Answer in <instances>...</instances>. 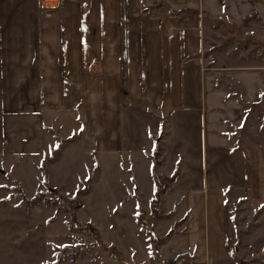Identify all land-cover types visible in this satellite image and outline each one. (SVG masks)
Returning <instances> with one entry per match:
<instances>
[{"label":"crops","instance_id":"1","mask_svg":"<svg viewBox=\"0 0 264 264\" xmlns=\"http://www.w3.org/2000/svg\"><path fill=\"white\" fill-rule=\"evenodd\" d=\"M239 35L264 44V0H0V159L11 179L43 183L38 166L64 139L47 170L65 193L82 184L79 158L95 179L109 175L123 210L139 212L145 193L151 205L155 171L178 172L160 211L182 207L187 224L202 220L206 195L234 229L238 202L264 211V134L248 124L263 116L264 50Z\"/></svg>","mask_w":264,"mask_h":264},{"label":"rangeland","instance_id":"2","mask_svg":"<svg viewBox=\"0 0 264 264\" xmlns=\"http://www.w3.org/2000/svg\"><path fill=\"white\" fill-rule=\"evenodd\" d=\"M238 40L242 47L251 42L252 47L255 45L254 49L264 50V44L252 38L244 39L239 35ZM261 112L262 117L252 119L251 116L248 124L253 122L252 128L264 134V109ZM163 138V135L155 138L153 152L159 145L158 160L162 154ZM65 142L63 139L59 145L63 148ZM60 152L46 156L49 157L46 168ZM41 163L37 165L39 169ZM74 163L75 168H80L79 180L88 179L90 172L93 179L98 180L94 178L98 167L93 168L90 161L85 163L78 158ZM9 172L15 174L7 160L0 159V264L53 262L55 245L80 246L74 250L75 254L68 250L60 264H120L114 252L107 250L103 243L117 248L125 264H161L152 252L153 234L157 236V241L160 239L158 251L166 262L164 264H264V211L261 209H251L237 201L234 229L232 219L224 213L221 214L222 220L219 215L221 223L218 224V214L214 215L206 195L202 220L197 222L194 219L187 224L182 207L172 217L166 214L154 218L149 198L152 193L149 197L145 193L141 197V205L146 209L145 217L150 224H143L134 208L123 210L116 206L117 199L110 189L109 175L103 173L92 192L89 186L82 195L83 205L75 211L76 224L68 215L69 206L65 203L42 201L29 205L24 202L23 199L30 200L37 193L48 197H53V194L35 174L31 180L19 182L11 179ZM49 186L56 188L50 180ZM61 192L69 197L73 195L71 191ZM167 210L166 203L162 211L166 213ZM160 215H163L161 211ZM193 216L196 217V213Z\"/></svg>","mask_w":264,"mask_h":264},{"label":"trees","instance_id":"3","mask_svg":"<svg viewBox=\"0 0 264 264\" xmlns=\"http://www.w3.org/2000/svg\"><path fill=\"white\" fill-rule=\"evenodd\" d=\"M159 148H160V146L156 145L155 150L151 155L155 166L158 165L160 162L158 160V156H159V152H160ZM60 150H61V146L59 145L51 153L54 152V155H56ZM48 158L49 157H46V156L43 158L42 163L40 165V169L44 173L43 185L45 188L50 190V192L53 194V197H48V196H44L41 193H37L32 199H30V200L23 199V201L27 202L29 205L40 203L42 201H44L46 203H54V204L65 203L67 206H69V208L67 210L68 215L73 220V222H75L77 224L78 219H77V215H76L75 211H76V209L80 208L83 205L82 195H84V193L88 190V188L90 186V182L93 179L92 172H90L88 179L82 181L83 185L76 190L75 194L73 196L69 197V196L64 195L59 189L51 188L49 186V174H48V170L46 168V163L48 161ZM153 175H154V181L156 184V191H155L154 198L151 200L150 206H151V210H152V214L154 215V218H156V217L159 218L161 216L162 217L165 216V215H160V210H159V206H160V203L162 200V196L164 193L167 192L169 184L175 181V179L178 176V172L174 173L171 176L164 177L162 179L156 175L155 171H153ZM145 213H146L145 209L142 206H140L139 213H138V219L143 224H150L148 222L147 218L145 217ZM169 215H166V216H169ZM156 239H157V236L153 234V236L151 238L152 252H153V255L156 256V258L160 261V263L164 264L166 262H164L162 256L159 254V251H158V242L160 239L158 238V241ZM103 245L107 250H111L112 252H114L115 257L120 262V264H125L121 259V252L119 250H117V248H115L113 245H107L105 243H103ZM78 248H80L79 245H76V246H72V245L56 246L55 245L54 246V250H55L54 258H55V260L53 262H49V263H45V264H60V262L62 261V259L64 258V255L66 254V252L68 250L72 251L73 252L72 254H75L76 251L74 252V250H77Z\"/></svg>","mask_w":264,"mask_h":264},{"label":"water","instance_id":"4","mask_svg":"<svg viewBox=\"0 0 264 264\" xmlns=\"http://www.w3.org/2000/svg\"><path fill=\"white\" fill-rule=\"evenodd\" d=\"M93 229V228H92Z\"/></svg>","mask_w":264,"mask_h":264}]
</instances>
